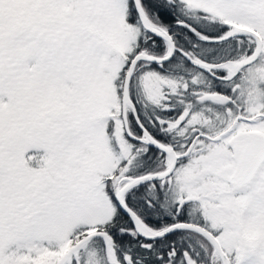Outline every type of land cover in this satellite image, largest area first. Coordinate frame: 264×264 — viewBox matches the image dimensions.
I'll return each mask as SVG.
<instances>
[{
    "label": "snow or ice",
    "instance_id": "snow-or-ice-1",
    "mask_svg": "<svg viewBox=\"0 0 264 264\" xmlns=\"http://www.w3.org/2000/svg\"><path fill=\"white\" fill-rule=\"evenodd\" d=\"M0 264H264V0H0Z\"/></svg>",
    "mask_w": 264,
    "mask_h": 264
}]
</instances>
